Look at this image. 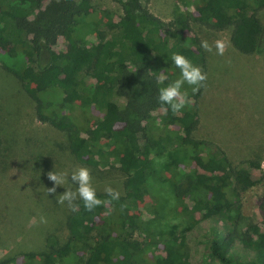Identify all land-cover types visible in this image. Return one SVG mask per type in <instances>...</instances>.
I'll return each instance as SVG.
<instances>
[{"label":"trees","instance_id":"obj_1","mask_svg":"<svg viewBox=\"0 0 264 264\" xmlns=\"http://www.w3.org/2000/svg\"><path fill=\"white\" fill-rule=\"evenodd\" d=\"M117 1L123 14L111 22V36L97 34L90 41L79 38L78 30L92 13L93 0H0V64L35 101L37 118L66 134L78 161L125 174L119 202H107L100 190L97 196L106 203L92 212L76 201L78 209L68 217L69 237L60 242L56 235L48 236L37 264H63L73 256L75 264H193L185 233L151 237L148 244L135 238L140 205L151 196L154 158L176 149L185 151V163L190 162L189 171L186 164L170 170L181 182L176 191L182 212L192 226L201 213L219 217L227 228L226 234L215 232L211 255L221 264H264V224L254 232H238L242 193L256 184L252 171L261 169L263 161L235 164L220 145L193 135L200 125L195 100L201 90L175 115L158 100L159 89L180 73L173 53L204 71L207 67L201 39L187 34L190 21L220 29L217 12L222 11L233 22V47L253 55L260 50L264 0H197L196 15L189 12L171 20L155 15L147 6L149 0ZM60 38L64 47L58 50L51 43ZM17 58L23 59L22 66L13 63ZM161 73L167 79L158 82ZM55 91L57 95L47 97ZM73 105L95 116L81 125ZM162 179L169 177L164 174ZM101 225L109 231L95 233ZM237 240L252 253L250 262L232 252ZM36 256L26 253L27 258Z\"/></svg>","mask_w":264,"mask_h":264},{"label":"rangeland","instance_id":"obj_2","mask_svg":"<svg viewBox=\"0 0 264 264\" xmlns=\"http://www.w3.org/2000/svg\"><path fill=\"white\" fill-rule=\"evenodd\" d=\"M196 1L149 0L147 6L160 18L171 20L189 12L196 15ZM122 14L117 0H93L92 13L81 24L78 37L90 41L95 40L97 34L110 37L111 22ZM217 16L220 29H211L193 20L186 26L189 36L196 34L201 41L207 40L213 45L212 52L206 51L207 87L201 89L195 100L200 125L193 135L220 145L235 164L248 159L263 161L261 169L252 171L256 184L242 193L243 219L238 232L243 234L248 228L254 232L264 224V29L260 50L246 55L232 45L231 17L223 16L222 11H218ZM261 18L264 26V12ZM217 40L227 44L223 56L216 55ZM51 44L58 50L64 47L62 38ZM47 57V53L44 54L43 61ZM13 63L22 66L24 62L17 58ZM179 76L180 73H174V80ZM182 91H186L191 100L196 94L188 85ZM57 92L46 95L52 98ZM119 102L124 104L123 100ZM35 106L21 81L0 64V263L10 258L11 264H37L47 248L48 236L54 234L60 242L69 237L68 217L72 211L57 200L65 189L75 190L76 186L69 178L63 186L57 187L55 195L48 194L47 188L53 187V182L47 178L48 172H64L70 176L77 168L87 167L96 190L104 191L106 186H111L124 193L125 174L121 170L89 166L75 159L66 134L40 121ZM71 108L81 125L95 116V112L86 113L78 106ZM186 160V153L181 149L154 158L155 173L149 181L151 196L139 208L136 242L148 244L151 237L185 233L186 251L193 264L207 260L221 264L211 255L210 247L216 231L227 233L219 217L198 213L197 222L192 226L182 212L176 191L180 181L173 178L170 170L186 164L185 171H189L190 162L185 163ZM164 174L169 180L163 181ZM188 183L182 184L183 189ZM41 215L47 218L46 224L39 222ZM107 231L109 227L101 225L95 233ZM29 252L36 253V258H27ZM232 252L242 261L250 262L253 258L238 240ZM75 258L66 259L63 264H75Z\"/></svg>","mask_w":264,"mask_h":264},{"label":"clouds","instance_id":"obj_3","mask_svg":"<svg viewBox=\"0 0 264 264\" xmlns=\"http://www.w3.org/2000/svg\"><path fill=\"white\" fill-rule=\"evenodd\" d=\"M200 47L207 52H212L213 45H210L207 40H202ZM216 55L223 56L227 49V44L223 40H217L214 44ZM172 62L176 68L180 70V76L178 79L168 84L165 87L159 89L158 100L161 104L167 105L168 110L172 114H179L189 105V97L186 91H182L185 85L191 87L192 93H198L202 88H206L207 73L199 66L193 64L187 57L180 53L172 54ZM167 77L161 73L158 77V82H163ZM49 181L53 182V187L47 188L48 194H56L57 187H61L65 184L66 180L70 178L72 184H74L75 190L65 189V191L59 195L57 203L60 205H67L73 212L77 211L78 205L76 201L82 202L86 211L92 212L96 208L103 206L106 201L100 199L97 196L96 188L92 183V175L87 167H79L74 170L70 176L64 172L50 171L47 174ZM109 200L120 201L121 192L111 186H106L104 189ZM39 222L46 224L47 218L43 215L40 216Z\"/></svg>","mask_w":264,"mask_h":264}]
</instances>
